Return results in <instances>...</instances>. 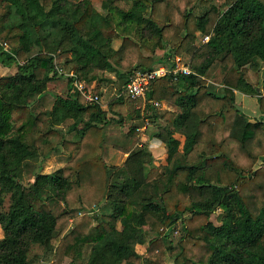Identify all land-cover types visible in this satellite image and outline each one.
<instances>
[{"label": "trees", "instance_id": "trees-1", "mask_svg": "<svg viewBox=\"0 0 264 264\" xmlns=\"http://www.w3.org/2000/svg\"><path fill=\"white\" fill-rule=\"evenodd\" d=\"M0 41L16 66L0 75V264H29L34 247L47 264H264V0H0ZM184 53L189 74L126 92L134 70ZM56 79L63 95L37 110ZM74 80L117 93L88 103ZM236 92L256 97L258 118ZM144 119L164 163L144 144L108 165L105 126L134 135ZM52 155L66 158L41 171Z\"/></svg>", "mask_w": 264, "mask_h": 264}, {"label": "rangeland", "instance_id": "rangeland-1", "mask_svg": "<svg viewBox=\"0 0 264 264\" xmlns=\"http://www.w3.org/2000/svg\"><path fill=\"white\" fill-rule=\"evenodd\" d=\"M94 4L99 8L100 7V0H93ZM205 10L204 6H198L194 8V12L196 14H200ZM198 45L202 44L200 35H198ZM119 43L118 40L114 42V46H117ZM165 51L159 52V55L166 53L169 49H164ZM179 57L182 58L184 63L189 64L190 55L188 53H184L180 55ZM176 58V56H175ZM62 57H58L57 60H62ZM16 71V66L14 64H10L9 66H4L0 63V75H10L13 74ZM223 72L218 69L216 71V76L213 78L214 85L216 87H221V78H222ZM115 78V77H114ZM49 94H46V97L43 101V104L37 107V110L43 109L45 107H51V105L54 102V96L53 94L57 95H63V92L66 88L65 81L62 79H56L51 81L49 84ZM92 92H96L99 95V103L101 105H105L114 95L117 93L116 83L115 82H109L107 84H100L99 86L93 88V90H90ZM143 98V97H141ZM236 103L239 105L240 109L245 112L247 115H249L251 118H258V111H257V101L256 97L254 96H247L242 93L236 92ZM164 109L165 106H162ZM128 124L124 125H115L110 124L105 126L104 129V136H103V142H104V157L108 165L110 166H118V164H121L126 156H124V153L131 150L140 147L141 145L146 144L151 151L155 164H163L165 161L166 156V149L163 145H155L154 138L151 137L150 133L153 129V125L150 124L147 120H139V127L136 129V133L134 135H128ZM119 132V134H118ZM115 133V134H114ZM113 134V135H112ZM111 136H114L118 139L119 146H114L115 148L121 150V152H115L112 151V142H116L117 140ZM152 145V148L150 147ZM110 149V151H109ZM112 152V153H110ZM115 152V153H114ZM126 154V153H125ZM66 156H58V155H52L50 158L46 159L43 163L41 168L39 167V164L36 165L35 171H38L39 168L41 171L45 173H49L57 169L62 162L65 161ZM34 172L25 176L24 183L29 184L33 180ZM48 203L50 204L51 210L53 213L58 214L62 209L63 205L62 203L56 202L53 199L49 198ZM217 214V213H216ZM216 214L214 213L212 215V220L216 223L217 220L215 219ZM2 235V231L0 229V237ZM141 250V249H139ZM142 251V250H141ZM168 256L166 257V264H170L171 258ZM51 252H46L41 247H34L31 255H30V263L29 264H47L50 260Z\"/></svg>", "mask_w": 264, "mask_h": 264}, {"label": "built area", "instance_id": "built-area-1", "mask_svg": "<svg viewBox=\"0 0 264 264\" xmlns=\"http://www.w3.org/2000/svg\"><path fill=\"white\" fill-rule=\"evenodd\" d=\"M208 39L209 36L205 35L201 38V42L204 43L208 41ZM0 47L5 51H9V46L6 42L0 41ZM172 64L173 65L169 67L165 65H158L151 70H134L125 86L126 92L132 98L144 97L145 92L150 86L151 80H153L154 78L163 76L167 72H182L185 74H189L191 72L187 64L184 63L182 58L179 56L173 58ZM56 68L58 72H62L57 66ZM73 86L83 95L88 103L99 102V95L96 92L87 90L81 82L74 80ZM89 212L91 213L92 210H90Z\"/></svg>", "mask_w": 264, "mask_h": 264}, {"label": "crops", "instance_id": "crops-1", "mask_svg": "<svg viewBox=\"0 0 264 264\" xmlns=\"http://www.w3.org/2000/svg\"><path fill=\"white\" fill-rule=\"evenodd\" d=\"M118 45H119V43H118ZM117 45V46H118ZM117 46H115V47H117ZM57 59V58H56ZM58 61V60H57ZM187 64V66L189 67V65H188V63H186ZM214 84V83H213ZM156 106H160V107H162V106H165V108H168V106H167V104L165 103V102H162V103H159V102H156V104H155ZM115 134V133H114ZM118 134H119V132H118ZM113 135V134H112ZM78 136H79V132L78 131H75V132H72L71 134H69L68 135V137L69 138H71V139H77L78 138ZM110 137V136H109ZM114 138V139H116L117 141L116 142H112L111 143V145H112V151H115V152H121V150H119V149H117V148H115L114 146H119V142H118V139L117 138H115L114 136H111L110 138ZM154 143H155V145H159V144H161V145H163L162 143H161V141H159L158 139H155L154 138ZM158 142H159V144H158ZM150 147L152 148V145H150ZM109 151H110V149H109ZM114 152V153H115ZM110 153H112V152H110ZM126 153V154H125ZM124 153V156H126L127 155V152H125ZM118 165H120V164H118ZM1 229V228H0Z\"/></svg>", "mask_w": 264, "mask_h": 264}]
</instances>
